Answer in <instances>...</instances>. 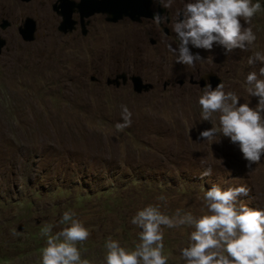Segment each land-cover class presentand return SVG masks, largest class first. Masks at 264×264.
<instances>
[{
    "label": "rangeland",
    "instance_id": "1",
    "mask_svg": "<svg viewBox=\"0 0 264 264\" xmlns=\"http://www.w3.org/2000/svg\"><path fill=\"white\" fill-rule=\"evenodd\" d=\"M259 2L262 10L251 24L255 43L217 60L225 73L224 90L253 108L258 98L249 96L246 76L260 66H250L248 58L264 55V3ZM17 3L1 2L9 9ZM40 3L17 8L36 20V40L12 39L11 49L0 55V264H41L46 246L41 229L53 223L59 230L68 210L90 232L78 245L82 258L105 264L107 238L133 247L140 229L131 219L149 204H159L170 216L176 209L200 216L206 211L203 191L216 184L245 185L251 191L238 202L251 210L264 207V155L249 168L229 138H200L218 121L202 120L197 86L161 88L168 78L186 81L193 68L175 63L166 45L163 51L154 47L153 63L144 71L153 81L151 92L136 95L131 87L108 86L109 74L140 70L139 55L111 46L117 37L104 29L85 39L59 34L50 6ZM95 73L99 81H90ZM121 105L132 113V123L117 131ZM208 166L212 175L202 178ZM162 195L166 202L158 199ZM192 230L163 229L168 264H184L181 249Z\"/></svg>",
    "mask_w": 264,
    "mask_h": 264
},
{
    "label": "clouds",
    "instance_id": "2",
    "mask_svg": "<svg viewBox=\"0 0 264 264\" xmlns=\"http://www.w3.org/2000/svg\"><path fill=\"white\" fill-rule=\"evenodd\" d=\"M259 1L264 3V0H150L148 6L139 7L141 16L125 15L115 21L106 20L115 23L129 18L133 23H139L144 18L153 19L155 35L159 34L162 43L154 36L155 41L148 43V56L154 47H163L164 38L169 39L165 40V45L175 57V63L193 68V72L199 70L198 75L188 76L186 81L172 80L178 87L186 83L188 87L197 86L202 92L198 99L202 120L211 122L215 118L218 121V126L200 132V138L206 142L215 141L220 136L229 138L232 144L239 146L249 168L260 164L264 155V55L256 52L248 58L250 66L260 65L258 72L251 71L246 76L249 96L258 98L255 108L249 103L240 104L236 93L224 90L222 78L225 73L217 66V60L223 58L224 52L228 55L237 49L248 51L255 43L257 37L251 24L262 10ZM152 4L154 11L150 10ZM176 7L182 11L170 24L168 9ZM164 8L165 16H162ZM165 29L168 34H165ZM197 62L204 63L196 65ZM121 74L126 79H119L117 88H125L122 85L128 83L132 90L131 78L139 76L118 75ZM116 76L108 77L105 84L115 87L107 81ZM211 77L218 80L214 88L209 80ZM90 81L95 82L92 78ZM141 81L152 86L149 92L154 89L153 81ZM131 117L128 107L121 105L122 119L115 125L117 131L130 127ZM212 170L208 166L201 177L212 175ZM250 191L245 185L224 189L213 184L210 190L203 191L206 211L200 216L182 209H176L170 216L161 211L159 204L145 206L131 219V224L140 229L138 242L129 248L122 246L119 240L107 238L105 264H168V257L164 254L163 229L181 226L193 229L188 245L181 249L184 264H264V207L251 210L237 199L248 196ZM158 199L166 202L167 198L162 195ZM76 217V212L68 210L59 220V225H63L59 230H56L57 224L43 225L41 235L46 238V246L41 250V264H91L82 258L78 248L89 239L90 232Z\"/></svg>",
    "mask_w": 264,
    "mask_h": 264
},
{
    "label": "flooded vegetation",
    "instance_id": "3",
    "mask_svg": "<svg viewBox=\"0 0 264 264\" xmlns=\"http://www.w3.org/2000/svg\"><path fill=\"white\" fill-rule=\"evenodd\" d=\"M4 1L7 3L8 0H0V40L4 42V46L0 50V55L2 54L3 50L8 52L9 49V42L12 39H19L22 43H27L21 40L17 29L19 26L23 24V22L26 20V18H30L34 21L36 31H35V39L37 38V22L34 20L31 16L22 15L17 8H23L22 5H28L31 3H34L35 0H31L29 2H23L22 0H9L12 3L19 2L16 4L13 9H9V7H6L1 4V2ZM75 2H78L79 0H72ZM58 0H41L40 6L41 7H49L50 10L53 13L54 17L57 19V27L60 22V18L56 15L55 12H53L52 7L58 6ZM10 5V4H9ZM184 6H182L183 8ZM151 11H154V4L150 7ZM170 24L171 22H174L177 19L176 14L178 12H181L182 9L179 10V7H176L175 9L172 8L171 10L168 9ZM162 16H165V8L163 9ZM183 19V14L180 15ZM72 21L75 22L74 24V30L70 33H60L61 35H71L73 33H77L80 35L81 39L87 38L92 32L99 33V29L107 30L111 33V35L116 36L117 40H113V43L111 46L121 49L122 47L125 48V51L129 52H135L136 54L140 55V60H142V68L140 70H131V68L127 67L124 70H119L117 73L109 74L108 77L116 76L120 73H125L127 77H130L132 75H136L141 77V79L145 82H149L150 77L148 75L144 74V71L149 72V67L153 63L152 58L148 56L149 53V46L148 43L151 44V41H155L154 36H156L157 41L159 43H162V38L159 36L158 33L155 35V23L152 21L151 18H144L141 19V22L139 23H133L129 18H122L118 20L115 23L107 22L104 15H94L90 18H87L85 20L86 25V33L84 34V30L82 28V21L79 13L76 11L72 13L71 16ZM157 25V24H156ZM56 27V30H57ZM121 27H123L124 31L121 32ZM171 29V28H170ZM14 30V32H12ZM172 31V30H171ZM122 39H125V42L122 41ZM163 47L160 49V51L163 50L165 47V38ZM33 41V42H34ZM32 42V43H33ZM110 46V47H111ZM199 70L193 72L189 76L198 75ZM99 73H95V75H91L90 78L94 79L95 82L99 81V79L96 77ZM107 77V78H108ZM166 83V84H165ZM168 85H175L172 79H168L167 81L163 82L162 89H165ZM123 87H128L129 84L125 83L122 85Z\"/></svg>",
    "mask_w": 264,
    "mask_h": 264
},
{
    "label": "water",
    "instance_id": "4",
    "mask_svg": "<svg viewBox=\"0 0 264 264\" xmlns=\"http://www.w3.org/2000/svg\"><path fill=\"white\" fill-rule=\"evenodd\" d=\"M23 2H29L30 0H22ZM58 6H53L52 10L60 18L57 31L60 33H70L74 30L75 22L72 21L71 16L73 12L79 13L82 21V28L84 34L86 33L85 19L93 16L94 14L107 15L106 20L115 21L125 15L129 16H141V8L149 5L150 0H79L78 2L72 0H58ZM147 3V4H146ZM144 4V5H143ZM126 12V13H125ZM132 13V14H131ZM18 34L22 41L31 43L35 39V23L32 19L26 18L21 26L17 29ZM165 34H168L165 29ZM4 46V42L0 40V50ZM119 79L125 81L123 74L116 76L112 80H108L107 84H113L115 87L119 86ZM215 77L209 78L212 88L218 85V80ZM132 90L136 94L147 93L152 89L150 84H143L139 77H132ZM182 84V82L180 81ZM18 231L21 230V226H18Z\"/></svg>",
    "mask_w": 264,
    "mask_h": 264
}]
</instances>
